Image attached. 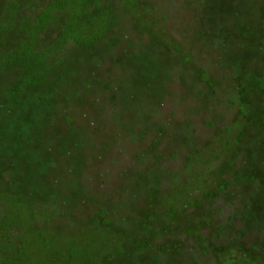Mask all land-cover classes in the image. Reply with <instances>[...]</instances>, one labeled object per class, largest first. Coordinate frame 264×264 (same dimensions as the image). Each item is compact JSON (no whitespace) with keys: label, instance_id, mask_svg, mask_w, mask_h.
I'll use <instances>...</instances> for the list:
<instances>
[{"label":"rangeland","instance_id":"rangeland-1","mask_svg":"<svg viewBox=\"0 0 264 264\" xmlns=\"http://www.w3.org/2000/svg\"><path fill=\"white\" fill-rule=\"evenodd\" d=\"M54 1L0 0V264H264V0Z\"/></svg>","mask_w":264,"mask_h":264},{"label":"trees","instance_id":"trees-1","mask_svg":"<svg viewBox=\"0 0 264 264\" xmlns=\"http://www.w3.org/2000/svg\"><path fill=\"white\" fill-rule=\"evenodd\" d=\"M67 0H55L54 3H63L66 2ZM71 3H74V5L76 4V6H78L77 8V12L78 15L76 16L75 20H71L67 17L63 20V24H70L71 21H76V22H81L83 17L86 15V10L87 8L91 5L90 3L92 2V0H70ZM111 14L112 11L110 9H105V10H100V8L98 9V12L94 15L93 19H95L96 22H103V23H107L111 18ZM65 28V27H63ZM71 32L68 33V36L66 37L65 42L62 41V39L60 38V42L61 44H69L68 41H72L74 42V44L79 45V44H85V43H91V39H93L94 36H92L91 38L86 39H82L80 37L79 33V29L75 30L72 29L70 30ZM62 44V45H63ZM64 45V47L66 46ZM11 56V54H9ZM26 59V58H25ZM40 59H37L36 64H39ZM32 63V62H30ZM33 64V63H32ZM38 69V67L36 66V70ZM36 70L32 69L33 72H35Z\"/></svg>","mask_w":264,"mask_h":264}]
</instances>
